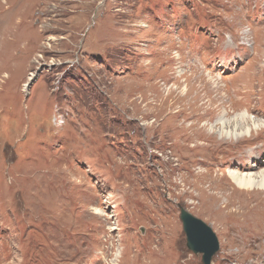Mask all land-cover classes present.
Returning a JSON list of instances; mask_svg holds the SVG:
<instances>
[{
    "label": "rangeland",
    "instance_id": "1",
    "mask_svg": "<svg viewBox=\"0 0 264 264\" xmlns=\"http://www.w3.org/2000/svg\"><path fill=\"white\" fill-rule=\"evenodd\" d=\"M242 111L264 122V0H0V264H102L107 248L103 264H204L182 208L216 233L211 264H264L229 245L264 228V191L227 165L264 131L239 147L202 131L204 153L167 131Z\"/></svg>",
    "mask_w": 264,
    "mask_h": 264
},
{
    "label": "bare ground",
    "instance_id": "2",
    "mask_svg": "<svg viewBox=\"0 0 264 264\" xmlns=\"http://www.w3.org/2000/svg\"><path fill=\"white\" fill-rule=\"evenodd\" d=\"M49 13H50V10H48L45 14H49ZM189 67L190 69L195 70L196 72L197 70L201 71L199 65H195V66L189 65ZM175 74L177 75L176 79H180L181 76L184 74V71L179 70L178 73L177 72L174 73V76ZM165 83L167 84V81ZM208 91L214 96V100H216L217 98L220 99L219 97L220 94L217 88L216 90L213 88H208ZM156 94H158L156 97H162V100L159 106L162 107V110H164L166 107V104H162V101L166 103L168 100V97L163 95L164 93L163 92L161 93V91L160 93H156ZM170 94H171V91L166 93V95H170ZM228 94H229L228 98L224 96V97H221V99L227 102L231 100L232 106L234 108H238L239 107L238 103L243 100V97H240L238 95V92H235V91L228 92ZM178 97L187 98V100H189V104H194V105H196L202 99V96L200 93H196L192 96L189 93H181L178 95ZM211 104H213V101H211ZM225 112H227V110H225ZM199 114L200 112L196 110V108L193 109V111L189 110L186 114L190 116L189 125H187L185 122H182L180 125L182 126L181 128L186 129L188 128V126H191L193 124L194 125L198 124L199 120L202 118V117H199ZM201 114L203 116L206 115L203 111L201 112ZM171 115L169 116L167 115V116L170 117ZM197 118H198V121L196 120ZM255 118H257V120H255ZM261 118L262 117L260 116L253 117L251 116L250 113L248 116L247 112L242 111V112H237L233 118L231 117L227 118L225 114H221L220 117L218 118V121L215 124L211 125V128L206 129L204 125H202L201 126L202 130H200L199 132L190 131L188 132L189 134L183 135V134H180L176 129L172 127H170L171 129L168 128L167 131L173 132L172 133L173 136L183 137V141H184L183 144L185 145L184 149H186L187 152L191 153L193 151H196L199 153H204V152H208V150H212V147L214 145L211 142H204V141L199 140L200 138L198 137V135H200L202 131H205L204 133H208V134L210 133L213 137H217L218 144L221 146H225L226 144H233L236 147H239L243 145L244 141L246 140H249L250 142L255 141L258 138L259 133H257L255 136L252 135L253 133L264 131V122H261ZM167 135L169 134L167 133ZM189 140H192V143L194 144L192 143L189 144L188 143ZM261 142H259L261 144L255 148V151L258 150L256 153L255 151H252V149L248 150L250 148L249 147L247 148V150L243 152L242 151H239L237 153L235 152L233 153L232 156L229 157L230 160L227 163V165H229L230 170L228 171V175L231 177L234 183H236V185L240 187L241 189L252 191V190H255L256 188H261L264 191V150L262 151V149L264 148V141L261 140ZM195 154H198V153H195ZM199 165L203 166V164L201 163H199ZM193 169H194V172L196 173L195 167ZM191 174H192L191 170H189L187 174H184L186 179L185 178L183 179L185 182L191 176ZM200 175L201 174H199L198 177H200ZM228 230L232 232L241 231L236 226H229ZM228 241H229L230 246L237 245L240 248H246L249 252V255L250 253L255 254L258 248L264 247V228L259 233H251L248 236L247 240L245 241H242L241 238H238V237H232L228 239ZM109 253H110V248H107V250L105 251L98 252V255H101V256L102 254L104 255L102 256V262L100 261L102 264L106 263V261L109 262V260H107Z\"/></svg>",
    "mask_w": 264,
    "mask_h": 264
},
{
    "label": "water",
    "instance_id": "3",
    "mask_svg": "<svg viewBox=\"0 0 264 264\" xmlns=\"http://www.w3.org/2000/svg\"><path fill=\"white\" fill-rule=\"evenodd\" d=\"M180 218L187 236V246L195 253H203V263L211 264L218 252L219 239L213 228L186 209H181Z\"/></svg>",
    "mask_w": 264,
    "mask_h": 264
}]
</instances>
